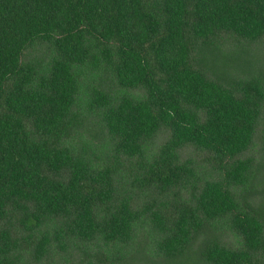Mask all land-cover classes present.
Wrapping results in <instances>:
<instances>
[{"label": "trees", "instance_id": "16d2710c", "mask_svg": "<svg viewBox=\"0 0 264 264\" xmlns=\"http://www.w3.org/2000/svg\"><path fill=\"white\" fill-rule=\"evenodd\" d=\"M0 264H264V0H0Z\"/></svg>", "mask_w": 264, "mask_h": 264}]
</instances>
